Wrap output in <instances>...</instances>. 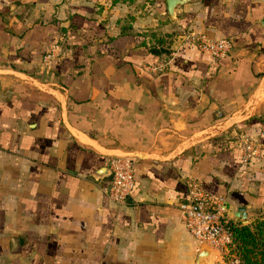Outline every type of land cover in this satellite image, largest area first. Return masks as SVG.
Returning a JSON list of instances; mask_svg holds the SVG:
<instances>
[{
  "label": "crops",
  "instance_id": "obj_1",
  "mask_svg": "<svg viewBox=\"0 0 264 264\" xmlns=\"http://www.w3.org/2000/svg\"><path fill=\"white\" fill-rule=\"evenodd\" d=\"M191 32L232 46L214 58ZM190 178L230 221L264 213V0H0V264H196ZM203 264L232 263L209 245Z\"/></svg>",
  "mask_w": 264,
  "mask_h": 264
},
{
  "label": "built area",
  "instance_id": "obj_2",
  "mask_svg": "<svg viewBox=\"0 0 264 264\" xmlns=\"http://www.w3.org/2000/svg\"><path fill=\"white\" fill-rule=\"evenodd\" d=\"M198 48L209 51L214 58L225 56L232 46L229 36L209 38L201 33L191 32L186 36ZM60 42L54 43L59 48ZM54 49L47 48L44 59L51 60ZM165 67L164 62L146 64L144 69L159 72ZM111 179L104 186L106 196L116 204L125 203L132 194L135 184L134 162L126 155H112L106 160ZM180 215L187 231L197 240L199 245L207 243L216 247L232 264H242L239 254L235 253L236 237L231 221L226 216L227 208L224 200L216 196L202 185V182L190 178L187 182V196L179 203Z\"/></svg>",
  "mask_w": 264,
  "mask_h": 264
},
{
  "label": "trees",
  "instance_id": "obj_3",
  "mask_svg": "<svg viewBox=\"0 0 264 264\" xmlns=\"http://www.w3.org/2000/svg\"><path fill=\"white\" fill-rule=\"evenodd\" d=\"M231 226L237 242L235 253L242 258V264H264V219L251 224L231 222Z\"/></svg>",
  "mask_w": 264,
  "mask_h": 264
},
{
  "label": "water",
  "instance_id": "obj_4",
  "mask_svg": "<svg viewBox=\"0 0 264 264\" xmlns=\"http://www.w3.org/2000/svg\"><path fill=\"white\" fill-rule=\"evenodd\" d=\"M191 0H166L167 4V10L168 12L173 15L174 14V8L178 4H184L186 2H189ZM243 210V211H242ZM237 215L246 220L247 214L244 212L243 207L241 206L238 208ZM209 255V245L207 243H204L200 246L199 253L197 256L196 264H203L204 259Z\"/></svg>",
  "mask_w": 264,
  "mask_h": 264
},
{
  "label": "rangeland",
  "instance_id": "obj_5",
  "mask_svg": "<svg viewBox=\"0 0 264 264\" xmlns=\"http://www.w3.org/2000/svg\"><path fill=\"white\" fill-rule=\"evenodd\" d=\"M255 216V215H254ZM257 219H264V213H260V214H257L252 220H251V222H249V223H245V224H251V223H254L255 222V220H257ZM233 224L234 223H236V222H234V221H231ZM236 224H238V223H236ZM242 224V223H241ZM236 245H237V243H236ZM226 257L228 258V257H230V255H226ZM242 259V258H241Z\"/></svg>",
  "mask_w": 264,
  "mask_h": 264
}]
</instances>
